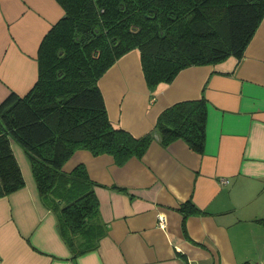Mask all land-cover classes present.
<instances>
[{
	"label": "crops",
	"instance_id": "obj_1",
	"mask_svg": "<svg viewBox=\"0 0 264 264\" xmlns=\"http://www.w3.org/2000/svg\"><path fill=\"white\" fill-rule=\"evenodd\" d=\"M63 13L56 0H0V103L33 87L40 42ZM99 85L109 118L135 136L151 131L169 105L203 92L204 153L156 139L141 158L118 165L110 155L76 151L63 171L85 166L105 235L97 249L73 257L12 143L25 186L0 198V264H264V19L240 60L187 67L154 98L137 51ZM189 202L198 212L185 209Z\"/></svg>",
	"mask_w": 264,
	"mask_h": 264
},
{
	"label": "trees",
	"instance_id": "obj_2",
	"mask_svg": "<svg viewBox=\"0 0 264 264\" xmlns=\"http://www.w3.org/2000/svg\"><path fill=\"white\" fill-rule=\"evenodd\" d=\"M56 1L64 13L40 42L35 84L0 103V198L25 186L11 148L16 143L42 203L55 214L59 235L76 257L97 249L105 235L96 184L85 166L63 171L76 151L110 155L121 165L141 158L156 139L163 146L181 140L198 154L205 150L203 92L169 105L151 131L135 136L109 118L100 79L137 51L154 98L159 86L187 67L214 66L230 56L240 60L264 19V0Z\"/></svg>",
	"mask_w": 264,
	"mask_h": 264
},
{
	"label": "built area",
	"instance_id": "obj_3",
	"mask_svg": "<svg viewBox=\"0 0 264 264\" xmlns=\"http://www.w3.org/2000/svg\"><path fill=\"white\" fill-rule=\"evenodd\" d=\"M167 220H166V218H165V216H163L162 214H159L158 216H157V225L160 227V228H162V229H164L165 227H166V222Z\"/></svg>",
	"mask_w": 264,
	"mask_h": 264
}]
</instances>
